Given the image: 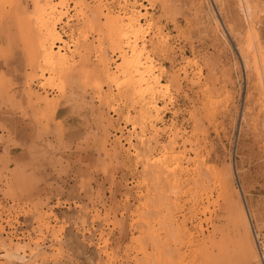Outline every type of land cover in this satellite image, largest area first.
Listing matches in <instances>:
<instances>
[{"label": "rangeland", "instance_id": "rangeland-1", "mask_svg": "<svg viewBox=\"0 0 264 264\" xmlns=\"http://www.w3.org/2000/svg\"><path fill=\"white\" fill-rule=\"evenodd\" d=\"M38 1L0 0V264H264V0H130L156 114L105 78L121 0H42L73 19L48 74Z\"/></svg>", "mask_w": 264, "mask_h": 264}, {"label": "bare ground", "instance_id": "bare-ground-1", "mask_svg": "<svg viewBox=\"0 0 264 264\" xmlns=\"http://www.w3.org/2000/svg\"><path fill=\"white\" fill-rule=\"evenodd\" d=\"M42 2H43L42 0H39L38 2H36L38 9L36 10V16L34 17L33 22L36 25H38L36 32L41 38V45L39 46V49L44 55V61L42 60L43 67H45L43 70V73L47 72L48 74L51 71L50 65L53 64L52 61H54L56 57L60 58V56H58L59 52L56 50L58 48H63L66 46L68 47L67 44L69 42L65 40L66 37L62 33L61 30L66 27L68 28L69 22H71L73 19L69 18L68 21L66 20L65 18L66 17L65 13L67 10V7H66L65 12H63V14L65 15L60 17L58 21L55 20L54 16H55V13L58 12L60 3L55 6H49L48 4L44 2L42 3ZM120 3L122 4L120 8L122 9V11L124 10V12L126 13L119 20V23H113V27L115 26L116 28H118L117 29L118 31H116L117 36L120 34V32H123L124 34L122 36L121 35L118 36L120 39L119 40L120 43L119 45L115 46V49L113 50L114 52L113 56H115L117 59H120L121 62L119 61L120 63H115V64H118L117 65L118 67L108 66L106 70L107 72H109L112 68V70H116L114 73L118 75L114 77V76H111L110 74H107L105 78L109 80L108 81L109 85H112L115 83L116 81L115 79L119 80L118 76H121V77L124 76V78L126 77L125 78L126 83L124 85H121L124 79L119 81L120 83H115L114 86L112 85L114 87L113 90L116 92V95L121 97L120 99H126V98L129 99L131 97L133 99L135 97H138L139 99V96L141 98L142 96H145V95L146 96L151 95L152 96L151 102L148 103L149 107L148 108L146 107V108L153 110L154 112V110L155 111L158 110L156 109L154 98L157 97V94H159L158 90L161 89L162 85L159 83L158 76L155 75L156 72H158L159 68L156 65H154L153 60H151V58L148 55L149 53L146 51L144 45H142L141 42L139 41L140 35L142 33V30H140V22L144 18V16L141 15L138 10L140 6H142V4L141 3L138 4V2H133L131 4L130 0H121ZM130 4L132 5V8ZM63 23H64V26H62ZM70 33L72 32L70 31ZM112 39L113 38H111L110 40ZM75 54L77 53L75 52ZM56 61H58V59ZM160 93H161V90H160ZM162 98L164 100L167 97H165V95L163 94ZM145 102L147 101L145 100ZM159 110L158 112H160ZM173 141H172L173 143H170L169 147H167L168 149H165L162 155L158 157L157 160H154L152 163L154 170H157L156 175H155V182L157 183V185H158V180H159L158 179V174L160 172L159 169H161L164 172V174L169 178V180H171L170 178H174L176 176V171L179 169L181 165L180 161L183 159L182 155H178L177 153L176 155L174 154L170 155L174 149L175 140ZM138 146L144 148V146H146V143L141 142ZM138 153L140 152L138 151L136 153V159H140L141 157ZM195 160L197 161L198 157H196ZM204 165H205L204 163H201V167H204ZM217 176H218L217 173H215V177ZM176 180H175V183H177ZM221 192L224 193V191H221Z\"/></svg>", "mask_w": 264, "mask_h": 264}]
</instances>
